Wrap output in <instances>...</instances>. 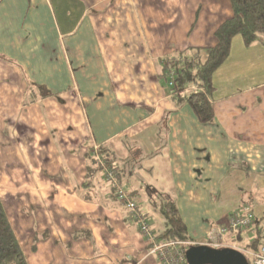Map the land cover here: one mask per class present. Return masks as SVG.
Masks as SVG:
<instances>
[{
  "label": "crops",
  "instance_id": "1",
  "mask_svg": "<svg viewBox=\"0 0 264 264\" xmlns=\"http://www.w3.org/2000/svg\"><path fill=\"white\" fill-rule=\"evenodd\" d=\"M232 16L231 0H0V199L30 264H159L104 174L89 179L100 147L157 237L164 196L205 245L264 186V38L233 40L209 123L163 76Z\"/></svg>",
  "mask_w": 264,
  "mask_h": 264
},
{
  "label": "trees",
  "instance_id": "2",
  "mask_svg": "<svg viewBox=\"0 0 264 264\" xmlns=\"http://www.w3.org/2000/svg\"><path fill=\"white\" fill-rule=\"evenodd\" d=\"M231 4L233 16L217 30L215 47L194 50L192 55L181 53L165 60L163 76L167 78L173 96L177 98L179 104H189L202 123L213 121L212 96L215 90L213 76L229 58L235 37L240 36L247 47L264 38V0H231ZM193 85H197L198 89L191 90ZM42 91L43 96L50 95L43 87ZM98 157L104 161V167ZM117 161L110 148L100 147L97 157L91 160L89 179L95 178L100 173L104 174V168L113 170L116 178H120L115 171ZM126 163H130L129 160ZM113 190L114 194L116 190L114 186ZM159 214L164 220L165 232L157 237V240L160 238L164 242L191 241L176 202L170 196L161 198ZM260 225V220L255 219L252 226L255 235L248 244V248L253 252H257L264 245V228ZM248 231L250 229L241 230L239 238L241 233ZM240 239L242 241V238ZM247 259L249 261V257ZM0 264H30L1 199Z\"/></svg>",
  "mask_w": 264,
  "mask_h": 264
},
{
  "label": "built area",
  "instance_id": "3",
  "mask_svg": "<svg viewBox=\"0 0 264 264\" xmlns=\"http://www.w3.org/2000/svg\"><path fill=\"white\" fill-rule=\"evenodd\" d=\"M172 74V73H171ZM170 77L172 78V75ZM172 85V82H170ZM193 89H197L194 85ZM97 151V150H96ZM98 152V151H97ZM104 167V161L99 159ZM104 176L108 183L115 187L116 198L125 206L132 219L138 224L141 236L149 243L151 254L157 256L159 264H188L186 251L193 246H198L192 241H167L159 242L149 219L144 215L140 206L130 199L126 190L118 183L115 172L104 168ZM255 212L251 206H243L240 210L228 217L226 224L213 227L208 234L207 246L214 249L229 248L240 251L246 257H252V264H264V245L257 252L238 247V240L228 242V235L236 236L241 230L251 229L255 221Z\"/></svg>",
  "mask_w": 264,
  "mask_h": 264
},
{
  "label": "water",
  "instance_id": "4",
  "mask_svg": "<svg viewBox=\"0 0 264 264\" xmlns=\"http://www.w3.org/2000/svg\"><path fill=\"white\" fill-rule=\"evenodd\" d=\"M186 258L188 264H249L247 257L240 251L214 249L207 245L190 247L186 251Z\"/></svg>",
  "mask_w": 264,
  "mask_h": 264
},
{
  "label": "rangeland",
  "instance_id": "5",
  "mask_svg": "<svg viewBox=\"0 0 264 264\" xmlns=\"http://www.w3.org/2000/svg\"><path fill=\"white\" fill-rule=\"evenodd\" d=\"M194 86V85H193ZM193 86H192V88H191V90H197L198 89V87H197V89H193ZM197 86V85H196ZM254 181V184H255V188L257 189V191H255V189L253 188L252 189V195L253 196H251V197H249V198H247L246 199V203L248 204V205H250L252 208H253V210L254 209H256L257 211L258 210H260L262 207V212L260 213L259 212V214H260V216H262V217H259V219L258 220H260V227L261 228H264V186H263V183H262V181H260V180H258V179H255V180H253ZM262 183V184H261ZM258 184V185H257ZM243 205V204H242ZM151 216H152V218L153 217H155V215L154 214H151ZM150 216V217H151ZM180 217H181V215H180ZM182 219V218H181ZM183 221V220H182ZM185 224V223H184ZM186 225V224H185ZM187 227V226H186ZM251 229H254L253 227L251 228ZM160 231H161V235L162 234H164V232H165V228L164 229H160ZM250 233H252V232H250ZM187 234H188V236H189V231H188V228H187ZM253 234V233H252ZM249 236H251V234H249L248 235V237H247V240L246 239H244V240H242L241 242H239L238 243V247L239 248H243V249H245V250H250L249 248H248V244H249ZM251 238V237H250ZM189 239H190V236H189ZM247 257H249V256H247ZM249 262L252 264L253 263V258L252 257H249Z\"/></svg>",
  "mask_w": 264,
  "mask_h": 264
}]
</instances>
